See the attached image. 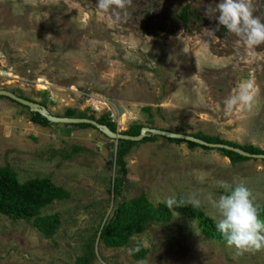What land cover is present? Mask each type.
I'll use <instances>...</instances> for the list:
<instances>
[{"label":"rangeland","instance_id":"374dc122","mask_svg":"<svg viewBox=\"0 0 264 264\" xmlns=\"http://www.w3.org/2000/svg\"><path fill=\"white\" fill-rule=\"evenodd\" d=\"M218 2L122 0L100 10L96 0H0V90L45 104L55 117L108 115L121 133L138 124L264 151V43L247 50L217 28ZM249 2L264 22V0ZM241 93L246 102L235 99ZM117 144L96 128L36 125L29 109L0 97V167L21 183L50 179L69 193L41 211L60 219L50 238L0 215V264H77L119 202L141 194L155 206L199 201L215 222L213 201L243 183L256 209L264 206L262 160L233 164L218 149L161 136L130 149L117 198ZM138 244L147 250L142 260L133 256ZM93 251L91 264H264V247L237 252L178 213L148 224L126 247L97 241Z\"/></svg>","mask_w":264,"mask_h":264},{"label":"trees","instance_id":"16d2710c","mask_svg":"<svg viewBox=\"0 0 264 264\" xmlns=\"http://www.w3.org/2000/svg\"><path fill=\"white\" fill-rule=\"evenodd\" d=\"M184 20L187 19L186 12L183 14ZM28 100V99H26ZM14 102V101H13ZM18 104V103H17ZM20 105V104H19ZM45 107V104H41ZM28 109V108H27ZM65 117L81 118L96 121L98 124L108 127L112 132L117 131V126L108 115H102L99 118L77 114L74 110H67ZM30 119L36 125L49 127L53 125L45 117L38 113L30 112ZM79 128H95L89 124H76ZM142 125L135 124L123 135L139 136ZM193 137L208 143L221 144L234 148H239L252 155H263L264 151L254 146L241 147L232 142L223 141L218 138L196 134ZM157 136L149 135L143 142L153 141ZM171 143H187L190 149L201 147L210 150L209 147L198 145L194 142L178 139H168ZM136 142L119 140L115 152V165L118 168V175L113 180L112 193L115 197H120L122 188L127 176L125 157L130 149L136 145ZM80 148H75L78 151ZM225 157L229 158L233 164L248 161L250 158L241 156L232 151L218 149ZM264 163V160H262ZM69 198V193L61 187L55 186L50 179H32L21 183L16 173L10 167H0V215L9 218L12 221H24L32 224L42 235L47 238L52 237L60 226V219L57 215L43 216L41 211L54 201L65 200ZM178 213L191 219L197 220L204 235L211 240L225 239L216 230L215 222L207 217L199 207H194L186 199L183 204H173L168 207L166 203L153 205L146 195L141 194L131 200H121L117 206L116 212L101 227L100 231L90 240L83 257L77 261V264H91V259L95 256L93 248L97 241L102 242L108 248L120 249L129 245L131 238L146 230L147 225L156 222H168L173 214ZM258 217L264 221V206L257 209ZM147 250L140 244L135 247L133 256L137 260L145 258Z\"/></svg>","mask_w":264,"mask_h":264},{"label":"clouds","instance_id":"9594fccd","mask_svg":"<svg viewBox=\"0 0 264 264\" xmlns=\"http://www.w3.org/2000/svg\"><path fill=\"white\" fill-rule=\"evenodd\" d=\"M96 2L100 10H107L114 3L122 6V0ZM216 10L217 28L223 26L229 33L242 38L247 50L264 43V22L253 16L249 0H219ZM235 99L246 102L249 97L246 93H241ZM173 203L171 198L166 201L168 207ZM190 204L198 207L199 201H190ZM213 207L219 217L215 220L216 230L225 239L227 246L237 252L264 247V221L259 219L246 185L236 184L214 200Z\"/></svg>","mask_w":264,"mask_h":264},{"label":"water","instance_id":"95a60500","mask_svg":"<svg viewBox=\"0 0 264 264\" xmlns=\"http://www.w3.org/2000/svg\"><path fill=\"white\" fill-rule=\"evenodd\" d=\"M0 97L8 98L26 108L29 109L32 113H38L41 116L45 117L49 122L52 124H64V125H76V124H89L93 127H95L97 130H99L103 135H105L107 138L111 139L114 142H118L119 140H125V141H131V142H141L144 140L145 137L149 135L154 136H161L167 139H178L183 141H189L194 142L201 146H206L213 149H225L228 151H232L234 153H237L241 156L250 158V159H259L264 160L263 155H252L249 153L244 152L243 150L239 148H234L230 146H225L221 144H208L205 143L193 136H188L185 134H177L169 131H163V130H156V129H150V128H143L140 132L139 136L133 137V136H127L123 135L121 132H112L108 127L98 124L96 121L90 120V119H81V118H67V117H55L52 116L48 110L35 102H31L29 100H26L24 98H21L9 91L6 90H0ZM115 152V146L112 147V153Z\"/></svg>","mask_w":264,"mask_h":264},{"label":"bare ground","instance_id":"6f19581e","mask_svg":"<svg viewBox=\"0 0 264 264\" xmlns=\"http://www.w3.org/2000/svg\"><path fill=\"white\" fill-rule=\"evenodd\" d=\"M119 112H120V115H121V117H122V121H124L125 118H126V110H125V108L122 107V106H120V107H119Z\"/></svg>","mask_w":264,"mask_h":264}]
</instances>
